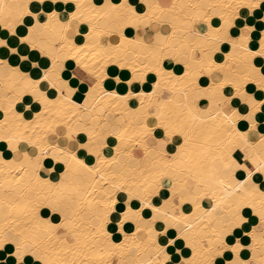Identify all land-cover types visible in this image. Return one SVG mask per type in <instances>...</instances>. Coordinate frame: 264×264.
Here are the masks:
<instances>
[{"label":"snow or ice","instance_id":"6c2138e0","mask_svg":"<svg viewBox=\"0 0 264 264\" xmlns=\"http://www.w3.org/2000/svg\"><path fill=\"white\" fill-rule=\"evenodd\" d=\"M257 8L0 0V35L45 58L0 60V264H264ZM70 58L82 104L55 71Z\"/></svg>","mask_w":264,"mask_h":264},{"label":"crops","instance_id":"0c3cea01","mask_svg":"<svg viewBox=\"0 0 264 264\" xmlns=\"http://www.w3.org/2000/svg\"><path fill=\"white\" fill-rule=\"evenodd\" d=\"M137 2H139V0H137ZM175 2V0H174ZM176 3V2H175ZM251 18V19H250ZM249 20L255 24L259 26L260 20L259 17H257L256 15L249 17ZM242 26V25H240ZM261 30V29H259ZM132 34H135V28L131 29ZM3 38L5 39V41H8L9 47H16L17 48V52L21 47H24L21 45L20 43V37L19 34L15 37V39L12 38L11 33H9L7 36L3 35ZM19 40V41H18ZM255 41H258V37L256 36V38L254 37ZM27 47V46H26ZM6 51V50H5ZM16 52V53H17ZM14 53L13 54V59H9L8 62L12 63L13 60L15 61H19L21 65H23L22 70L25 72H29V74H32L34 69H32L30 67V65L33 63V61L39 62V60L34 59L33 55L31 56L30 60L25 64V62L22 60V57H18L17 54ZM3 57L6 56V54L3 52L2 53ZM27 55V54H26ZM5 58V57H4ZM43 61V60H42ZM41 67H44L43 65ZM50 67V66H49ZM110 72H109V76L114 77L115 75H117L116 71L114 70L113 67H109ZM42 72L45 71V69L41 68ZM77 70V66L72 62V61H66L63 65V67H61L60 70H55L59 75H61L63 77L64 80H68L71 83V87L76 89V92H74V98L80 100L83 103V95L85 92H87V88L88 85L85 81L81 80L78 76L74 77L72 76L73 73ZM112 71V72H111ZM34 77V76H33ZM123 79V77H122ZM113 80V81H112ZM110 80V86L114 85L115 81L114 79ZM154 81L149 78L145 81V86L146 87H150L151 83H153ZM254 87V86H253ZM48 92H52L54 91L51 88H47L46 89ZM109 90H111V88H109ZM29 102H33L31 101V98L29 97ZM258 117L259 119L264 122V113H258Z\"/></svg>","mask_w":264,"mask_h":264},{"label":"bare ground","instance_id":"6f19581e","mask_svg":"<svg viewBox=\"0 0 264 264\" xmlns=\"http://www.w3.org/2000/svg\"><path fill=\"white\" fill-rule=\"evenodd\" d=\"M12 2H14V0H9V3H12ZM175 2H176L177 4H180V3H186V2H188V0H175ZM246 2H256V0H246ZM261 14L264 15V9L257 8V9H255L254 11H252V12L249 14L248 19H249V17L254 16V15H256L257 17H259V16H261ZM250 19H251V18H250ZM259 20H260V19H259ZM81 27L86 31V26L82 25ZM261 31H264V29H261ZM257 37H258V35H257ZM255 38H256V37H255ZM258 39H259V38H258ZM18 41H19V40H18ZM3 46H4V45H3ZM22 46H24V47H21V48L18 50V52L16 53L18 57H25V56H27V57H29V59H28V61H29L30 58H31V56H32V52H30V51H33V52L35 53L36 56H39V53H38L36 50H33V49L31 48L30 45H22ZM26 46H27V47H26ZM34 53H33V54H34ZM26 54H27V55H26ZM87 55H88V61H87V62H88V63H91V60H92V58H93L92 53H88ZM39 59H40V61H42V60H44L45 58H44L43 56H39ZM0 60H2V57H1V56H0ZM69 60L76 64V60H75V59H71V58H70V59H68V60H66V61H69ZM40 61H39V62H40ZM66 61H64V62H63L62 64H60L59 66H57L56 69H57V70H60L61 67H63V65H64V63H65ZM34 63H38V62L33 61L32 64H34ZM48 66H51L50 62H49V65H48ZM76 66H77V64H76ZM110 66H111V65H109V67H110ZM41 68H42V67H40L39 71H40L41 74H43ZM109 72H110V71H109ZM111 72H112V71H111ZM72 76H73V75H72ZM33 78L36 79V78H38V77L34 76ZM202 79H203V78H202ZM112 81H113V80H112ZM85 94H86V92L84 93V95H85ZM72 99L75 101V103L82 104V102H81L80 100L74 98V94H73V96H72ZM20 110H23L22 107H21ZM38 111H40V108H39V107H36L35 109H33L31 116H29L28 118H29V119H32V118L35 116L36 112H38ZM249 227H251V225H249Z\"/></svg>","mask_w":264,"mask_h":264},{"label":"rangeland","instance_id":"374dc122","mask_svg":"<svg viewBox=\"0 0 264 264\" xmlns=\"http://www.w3.org/2000/svg\"><path fill=\"white\" fill-rule=\"evenodd\" d=\"M261 16H264V15H262L261 14ZM261 16H259V19H260V17ZM259 38V37H258ZM0 39H4L3 38V35H0ZM107 40V37H105V41ZM11 48H13L12 46L11 47H9V44H8V41H6V46L4 45H0V56L2 57V60H6V61H8L9 59H13V54L14 53H12L11 52ZM6 50V51H5ZM7 53L6 54V56H4L3 57V55H2V53ZM30 52H32V55H33V51H30ZM17 63H15V64H13V67H17V66H20L21 64H20V62L19 61H16ZM75 64V63H74ZM32 65L33 64H31L30 65V67L32 68ZM76 65V64H75ZM110 67H113L114 68V70L116 71V73L117 74H119V72L121 71L119 68H118V66H114V65H111ZM43 69H45V67H42ZM33 69V68H32ZM57 70V69H56ZM106 87H109V88H111V86H110V80L106 83Z\"/></svg>","mask_w":264,"mask_h":264}]
</instances>
